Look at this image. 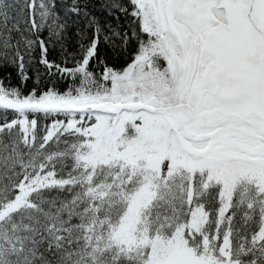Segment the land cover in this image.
I'll return each instance as SVG.
<instances>
[{"label": "snow or ice", "instance_id": "snow-or-ice-1", "mask_svg": "<svg viewBox=\"0 0 264 264\" xmlns=\"http://www.w3.org/2000/svg\"><path fill=\"white\" fill-rule=\"evenodd\" d=\"M0 264H264V0H0Z\"/></svg>", "mask_w": 264, "mask_h": 264}]
</instances>
